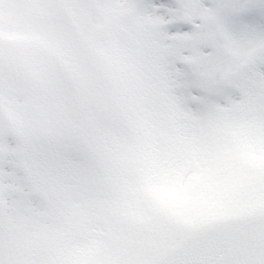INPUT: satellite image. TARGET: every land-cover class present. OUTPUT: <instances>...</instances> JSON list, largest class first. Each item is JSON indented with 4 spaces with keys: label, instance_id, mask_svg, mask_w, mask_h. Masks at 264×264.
I'll return each mask as SVG.
<instances>
[{
    "label": "snow or ice",
    "instance_id": "6c2138e0",
    "mask_svg": "<svg viewBox=\"0 0 264 264\" xmlns=\"http://www.w3.org/2000/svg\"><path fill=\"white\" fill-rule=\"evenodd\" d=\"M0 264H264V0H0Z\"/></svg>",
    "mask_w": 264,
    "mask_h": 264
}]
</instances>
